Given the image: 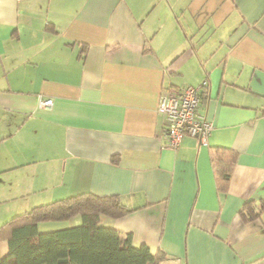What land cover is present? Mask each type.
<instances>
[{
  "label": "crops",
  "instance_id": "obj_1",
  "mask_svg": "<svg viewBox=\"0 0 264 264\" xmlns=\"http://www.w3.org/2000/svg\"><path fill=\"white\" fill-rule=\"evenodd\" d=\"M185 85L213 129L172 149L158 104ZM218 146L238 152L226 191ZM82 192L118 195L131 211L105 222L161 264H264V211L240 213L264 199V0H0V226Z\"/></svg>",
  "mask_w": 264,
  "mask_h": 264
},
{
  "label": "trees",
  "instance_id": "obj_2",
  "mask_svg": "<svg viewBox=\"0 0 264 264\" xmlns=\"http://www.w3.org/2000/svg\"><path fill=\"white\" fill-rule=\"evenodd\" d=\"M238 152L218 146L211 150L219 191H226L237 163ZM131 211L116 194L82 192L36 205L0 226V241L8 242V252L0 251V264H161L166 253L153 251L146 243L134 244L131 233L109 224ZM264 211V199L245 202L240 213L253 220ZM80 216L73 226L40 231L42 222H63Z\"/></svg>",
  "mask_w": 264,
  "mask_h": 264
},
{
  "label": "built area",
  "instance_id": "obj_3",
  "mask_svg": "<svg viewBox=\"0 0 264 264\" xmlns=\"http://www.w3.org/2000/svg\"><path fill=\"white\" fill-rule=\"evenodd\" d=\"M201 90L200 85H185L166 88L161 92L158 110L166 118L168 147L178 148L185 136L199 139L203 146L209 145L213 123L199 110ZM40 103L49 106L52 99H41Z\"/></svg>",
  "mask_w": 264,
  "mask_h": 264
},
{
  "label": "rangeland",
  "instance_id": "obj_4",
  "mask_svg": "<svg viewBox=\"0 0 264 264\" xmlns=\"http://www.w3.org/2000/svg\"><path fill=\"white\" fill-rule=\"evenodd\" d=\"M76 218V220H77V223H80L81 222V217L80 216H77V217H75Z\"/></svg>",
  "mask_w": 264,
  "mask_h": 264
}]
</instances>
